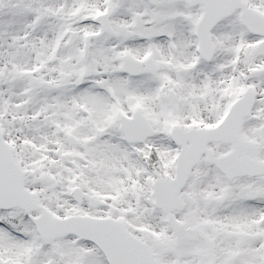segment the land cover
Masks as SVG:
<instances>
[{
    "label": "snow or ice",
    "instance_id": "1",
    "mask_svg": "<svg viewBox=\"0 0 264 264\" xmlns=\"http://www.w3.org/2000/svg\"><path fill=\"white\" fill-rule=\"evenodd\" d=\"M0 264H264V0H0Z\"/></svg>",
    "mask_w": 264,
    "mask_h": 264
}]
</instances>
